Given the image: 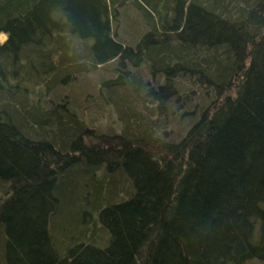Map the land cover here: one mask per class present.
Here are the masks:
<instances>
[{"label":"trees","instance_id":"trees-1","mask_svg":"<svg viewBox=\"0 0 264 264\" xmlns=\"http://www.w3.org/2000/svg\"><path fill=\"white\" fill-rule=\"evenodd\" d=\"M127 2L143 31L121 39ZM0 33L1 264L264 261V0H0ZM75 51L105 98L192 123L175 141L147 119L98 134L9 104L34 62L80 72Z\"/></svg>","mask_w":264,"mask_h":264},{"label":"rangeland","instance_id":"rangeland-1","mask_svg":"<svg viewBox=\"0 0 264 264\" xmlns=\"http://www.w3.org/2000/svg\"><path fill=\"white\" fill-rule=\"evenodd\" d=\"M130 6L131 5L127 2L125 9H120L122 22H120L117 31L121 39L128 37V34L132 32L131 30L136 28L134 21H136L139 27L141 26L139 30L141 32L143 31V25L140 24L137 14ZM5 38V34L0 33V43L3 42ZM135 38L133 37L131 40ZM91 42L92 40H88L86 43L88 45ZM72 43L74 44L75 50L80 48L76 43ZM77 51L80 52L81 50ZM77 51H75L76 53L73 58L74 60L77 59L79 64H84V67L76 74H68L65 81L68 82L72 79L71 82L66 85L64 84L65 81L61 83L60 78H64L62 74L56 75L52 72L42 74V72L37 69L39 66L34 62L33 68L35 71L33 69L29 70V77H25L28 79L18 81L19 86L23 89V93L11 95L14 97L9 101V104L12 106H20L19 104H23L25 108L33 110L35 116H40L44 112L50 111L52 108H57V111H59V109L67 110V114L71 116V120H73L74 123H80L90 129L95 128L93 132H97L98 134H115L119 133L121 130H126L127 134L129 132H137V126L139 130L144 129L142 121L147 119L144 122L145 130H147V126L153 125L159 137L175 141L192 123L190 119L181 115L176 104L174 107L172 103H168L163 110L159 111L157 108L156 111H152V106L148 103H144L142 106L133 109L129 106V103H124L122 101L121 96L105 98L104 92H101L99 87H101V80L108 76L102 75L99 70L91 71V66ZM23 63L25 64V62ZM146 67L147 65L143 63L142 67L138 69V74L144 79L146 78ZM86 69L89 70L87 71ZM20 72H22L21 69ZM30 77L31 79H29ZM13 84H15L14 80H9L8 85L11 86ZM149 110V117H146L148 114L147 111ZM179 115H181V117ZM164 131L165 134L163 135ZM162 136H164V138ZM127 185L128 184L124 183L122 186H118V190H116L117 196L115 198L119 199V197H124L125 191H130V187ZM85 192L86 200H84L86 204L87 200L89 202L87 196L88 190ZM75 200L78 201L77 199ZM90 202L93 203L94 200L91 199ZM79 205H82V203L79 201L75 203V206ZM91 213L93 216L90 220L93 222V219L96 220V214L92 211ZM84 220L88 221V216H85ZM80 223H82V225L84 224V222ZM80 223H76L75 226L79 227ZM55 233L56 232H54V234ZM55 235L57 236H55L56 238H61V236H63L59 234ZM249 264H264V261L250 260Z\"/></svg>","mask_w":264,"mask_h":264}]
</instances>
